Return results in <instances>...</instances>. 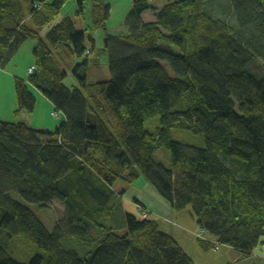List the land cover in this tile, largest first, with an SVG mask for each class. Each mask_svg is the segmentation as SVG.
Returning <instances> with one entry per match:
<instances>
[{
    "label": "trees",
    "instance_id": "16d2710c",
    "mask_svg": "<svg viewBox=\"0 0 264 264\" xmlns=\"http://www.w3.org/2000/svg\"><path fill=\"white\" fill-rule=\"evenodd\" d=\"M67 1L0 0V72L36 41L27 81L14 77V115L33 113L37 93L64 118L52 131L0 122V264H194L149 207L134 200L127 210L124 186L114 190L142 180L170 210H191L201 249L251 257L264 237V74L250 69L264 65V0H228L235 26L207 12L210 0H131L127 32L106 33L99 50L110 79L94 82L87 33L106 29L109 6L74 0L92 27L65 18L41 37ZM145 12L155 19L144 22ZM156 115L152 132L145 123ZM173 129L202 134L205 147L173 140ZM161 149L169 167L154 159ZM13 194L41 207L57 200L66 223L49 231ZM17 244L38 253L23 257Z\"/></svg>",
    "mask_w": 264,
    "mask_h": 264
},
{
    "label": "rangeland",
    "instance_id": "374dc122",
    "mask_svg": "<svg viewBox=\"0 0 264 264\" xmlns=\"http://www.w3.org/2000/svg\"><path fill=\"white\" fill-rule=\"evenodd\" d=\"M54 0L51 2H48L51 4ZM108 6V17L105 21V28L106 29H93L88 31V35H90L94 39L95 43V51L89 56L90 61L97 60L100 66L98 68H95L92 73L91 81H99V80H109L110 74L108 72L107 68V53H99V50H102L104 47V36L107 33L111 36H119L121 34L125 33V27L124 22L128 14L130 13L132 9V3L131 0H103ZM152 5L155 7H163L165 5L164 0H152ZM207 12L211 15H215L219 17L220 19L225 20V22L230 26H235V19L233 17V6L228 0H210L207 4ZM77 5L74 0H68L63 8L60 10L59 14L53 19V21L50 22V24H47L44 26L42 30H39L41 33V37H43L49 29L54 26L55 24L59 23L65 18H71L75 23L76 29H84V23L85 21H82V19L77 18L76 15ZM155 19L154 15L150 12H147L146 15L143 17L144 22H151ZM27 25H30V23H27ZM32 42L36 45V42L34 40H27L24 42V44L21 46V48L16 52L14 56H12L6 65L5 69L2 70L3 73V92L0 94V104L3 106V108L6 105H9L16 101L15 99V93H14V77L27 81L28 75H27V68L34 64V61L31 59V52H32ZM88 45V44H87ZM77 61V59H76ZM256 63L253 65L252 71L257 74L261 75L264 74V65ZM168 74H171V71L166 67ZM63 84L69 88V89H75L78 87V84L75 82L72 77H68L63 81ZM30 91L35 94V91L30 88ZM9 96L11 97V102L9 101ZM36 107L33 113H27L25 111H21L17 117H14L13 113V119L17 122L24 123L26 126L32 129H44L45 126L49 127L48 130L52 131L56 125H59L62 123L63 114L61 112L56 111L55 109H52L48 113V117L46 116V112L43 109L42 115H40V110L37 108V105L39 103V99L36 93ZM10 102V103H9ZM17 105V103H16ZM43 106V105H42ZM17 110V109H16ZM51 112L57 113L55 117L51 116ZM52 119L57 124H51L48 119ZM145 126L147 129H149L152 132H156L157 127L159 126L158 123V116L156 115L154 118L148 120L145 123ZM171 138L175 141L196 146L199 148L205 147V141L202 134H193L188 131L184 130H178L173 129L171 131ZM154 159L161 163L162 165L169 167L170 166V157L168 151L161 149L157 153L154 154ZM121 186H124L125 191L122 193L123 198L127 202H133L134 200L142 201L141 203L145 205V207H149V210L153 213L152 215L159 216L162 213L163 214H173V218L169 217L170 225H162L159 224L160 230L163 232H166L171 235H175L177 233L185 234L186 236H189L190 238L187 240H181L182 246L185 250H187L190 246L194 250H198L200 245L198 241L196 240L195 234L199 231V227L196 223V220L189 208H186L183 211L175 212L169 210V207L167 206L166 202L157 194V192L153 189V187L147 183L142 181H138L134 185H126L124 182L119 181L115 184L114 190L117 191ZM13 198L28 207L32 213L37 217L38 220H40L44 226L49 230L52 231V229L55 226V223L59 221L61 224H65L67 218L64 217V206L58 202L57 200H52L46 204V206L41 207L36 204H29L26 203L20 196L17 194H13ZM159 212H157L156 210ZM161 212V213H160ZM155 213V214H154ZM117 213H113L112 217L116 216ZM98 219H105V217H100ZM160 217L157 218L159 221ZM165 226V227H163ZM119 235L124 234L120 229L116 230ZM205 238L210 241L211 238L208 236L207 233L204 234ZM203 236V237H204ZM173 237V236H172ZM174 238V237H173ZM175 239V238H174ZM204 240V239H200ZM262 241H264V237L261 238ZM260 240V241H261ZM185 241V242H184ZM177 242V241H176ZM215 247H212L210 249H201L202 251H208L213 250L215 252L220 251L223 249L222 245L214 244ZM15 250L19 251V254L21 256L26 254H37V250L34 247H31L32 250L29 249V247H25L23 245L17 244L15 245ZM263 247V246H262ZM219 250L217 251V249ZM261 248V247H259ZM34 250V251H33ZM263 250V249H261ZM189 251V250H188ZM259 253V252H257ZM237 254L242 258V256L233 250V253L231 255H219V260L215 261V264H239V262L236 260L234 255ZM190 255L194 259L195 264H206L207 260H203L202 257L192 254L190 252ZM23 256V257H25ZM14 259L23 262V260L19 259L17 256H12ZM249 264H252L251 262ZM261 264H264V259L261 260Z\"/></svg>",
    "mask_w": 264,
    "mask_h": 264
},
{
    "label": "crops",
    "instance_id": "0c3cea01",
    "mask_svg": "<svg viewBox=\"0 0 264 264\" xmlns=\"http://www.w3.org/2000/svg\"><path fill=\"white\" fill-rule=\"evenodd\" d=\"M52 0H49V2H51ZM146 13L147 12H145L143 15H142V20H143V17H144V15H146ZM29 19V18H28ZM28 19H27V21H28ZM154 20V19H153ZM82 21H85V25H84V29H79V31H84L85 29H86V27L87 28H91L92 27V24H91V22H90V19L87 17V18H85V20H82ZM44 28V27H43ZM42 28V29H43ZM41 29V30H42ZM78 30V29H77ZM127 32V30L125 29V33ZM124 33V34H125ZM35 41V40H34ZM26 42V41H25ZM36 42V41H35ZM35 47V44L32 42V48H34ZM33 50V49H32ZM31 56H32V52H31ZM108 57V56H107ZM31 59L33 60V56L31 57ZM108 59V58H107ZM108 62V61H107ZM3 73H4V71L2 72H0V94L3 92V90H2V88H3ZM37 96H38V99H39V103H38V105H37V108L40 110V115H42V110L44 109L45 110V112H46V116L48 117V113L52 110V109H54V106L49 102V101H47L44 97H42L41 95H39V94H37ZM9 101L11 102V97L9 96ZM14 101V99L12 100V103L11 104H9V105H6L4 108H3V106L0 104V122H9V123H17V121L16 120H14L13 119V113L16 111V109H17V105H16V101L15 102H13ZM9 102V103H10ZM43 105V106H42ZM52 113V112H51ZM14 117H16L15 115H14ZM48 119V118H47ZM49 120V122L51 123V124H57V122H55L54 120H52V119H48ZM64 120V118H62V121ZM47 128H49V127H46L45 126V128L44 129H46V130H48ZM36 129V128H35ZM50 130V129H49ZM125 203V209H127V210H131L132 209V207H134L133 206V204H131V203H128V202H124ZM144 206V205H143ZM156 210V209H155ZM170 210V209H169ZM157 212H159L158 210H156ZM172 211V210H171ZM161 213V212H160ZM155 214V213H154ZM154 217H156V218H159L160 217V219H159V224H161V226L162 225H170V221H169V218L167 217V216H169V217H174L173 216V214H161V215H159V216H157V214L156 215H153ZM122 224L119 226L118 225V227H121L122 228V230H125V225H124V223L123 222H121ZM171 226V225H170ZM163 227H165V226H163ZM112 228L114 229V227L112 226ZM171 235V234H170ZM174 238H175V240L177 241V243L179 244V246L188 254V256L193 260V263L195 262L194 261V259H193V257L190 255V252H192V254H194V255H197V256H200V257H202L203 258V260H207L206 261V264H215V261H218L219 260V255H221V256H223V255H231V253H233V249L231 248V247H229V246H223V249H221L220 251H218L219 250V248L217 249V251L218 252H215V251H213V250H208V251H202L201 249H200V247H199V249L196 251V250H194L191 246L187 249V250H185L184 248H183V246H182V243H181V240H187L188 241V239L190 238L189 236H186L185 234H182V233H177V234H175V235H172ZM206 239V238H205ZM208 239H211V238H208ZM207 240V239H206ZM211 240H213V239H211ZM185 242V241H184ZM263 246V247H262ZM259 247H261V248H259ZM261 249H263V250H261ZM189 250V251H188ZM257 252H259V253H257ZM232 255H234V257L236 258V260L239 262V264H249L250 262L252 263V264H261V260H263L264 259V241H262L261 240V244L260 245H258L255 249H254V251H253V253H252V255H251V257H249V258H247V259H244L243 257L241 258L240 256H238L237 254H232ZM195 264V263H194Z\"/></svg>",
    "mask_w": 264,
    "mask_h": 264
},
{
    "label": "built area",
    "instance_id": "2783aa9c",
    "mask_svg": "<svg viewBox=\"0 0 264 264\" xmlns=\"http://www.w3.org/2000/svg\"><path fill=\"white\" fill-rule=\"evenodd\" d=\"M34 67H31L29 70H28V73L31 74L33 71H34ZM198 239H201L203 238V232H200L197 236Z\"/></svg>",
    "mask_w": 264,
    "mask_h": 264
},
{
    "label": "clouds",
    "instance_id": "9594fccd",
    "mask_svg": "<svg viewBox=\"0 0 264 264\" xmlns=\"http://www.w3.org/2000/svg\"><path fill=\"white\" fill-rule=\"evenodd\" d=\"M203 239V238H202Z\"/></svg>",
    "mask_w": 264,
    "mask_h": 264
}]
</instances>
